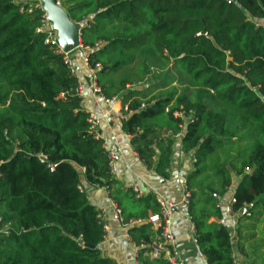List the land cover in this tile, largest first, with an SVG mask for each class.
Listing matches in <instances>:
<instances>
[{
    "label": "trees",
    "instance_id": "trees-1",
    "mask_svg": "<svg viewBox=\"0 0 264 264\" xmlns=\"http://www.w3.org/2000/svg\"><path fill=\"white\" fill-rule=\"evenodd\" d=\"M60 1L101 96L119 100L134 153L165 179L175 143L165 132L180 131L173 113L184 112L196 246L207 264H234L217 198L238 178L233 214L264 203V0ZM40 14L0 0V264H113L86 188H105L135 246L152 241L146 220L158 206L110 175L76 76L36 33ZM149 76L155 95L136 86Z\"/></svg>",
    "mask_w": 264,
    "mask_h": 264
},
{
    "label": "crops",
    "instance_id": "crops-1",
    "mask_svg": "<svg viewBox=\"0 0 264 264\" xmlns=\"http://www.w3.org/2000/svg\"><path fill=\"white\" fill-rule=\"evenodd\" d=\"M19 1V0H18ZM43 2V1H42ZM44 8V6H43ZM81 45V44H80ZM87 51L76 48L70 52L74 62L75 76L81 85L82 105L86 112L93 114L97 119L96 131L99 138L103 140L104 147L112 144L121 152L120 165L114 179L116 182L128 188L136 186L146 195L156 193L167 202H179L181 199V189L177 183L180 178H187L193 169L191 158L188 155L181 156L179 153L180 140H175L172 158L168 169V177L162 178L149 169L135 155L130 143V137L125 135L120 127L122 120L121 105L117 99L116 104H107L101 95L93 92L91 75L84 62ZM166 128H163L165 130ZM158 157V153L155 159ZM239 179H233V185L222 197L217 198V203L224 212L222 223L227 226L232 237L233 260L236 264H264V238L259 240V233L253 224L246 223L252 213L245 218L243 215L234 214L231 216L224 211L225 204L228 203L233 194L234 188L238 185ZM86 188V187H85ZM87 200L97 211L106 210L104 216L105 237L100 244L101 254L109 258L113 264H166L154 260H148L137 255L135 244L126 238L127 228L115 222L109 211L110 199L105 191L99 187H87ZM144 197V196H143ZM248 208V207H245ZM249 213V212H248ZM241 228L240 236L237 229ZM171 231L174 236L176 248L181 258L187 264H207L204 257L199 253L193 235L192 224L186 211H178L171 223ZM264 231V227L262 228ZM238 236V237H237ZM243 239V241H242ZM239 240V242L237 241ZM240 246V250L238 249ZM256 247H260L255 250Z\"/></svg>",
    "mask_w": 264,
    "mask_h": 264
},
{
    "label": "built area",
    "instance_id": "built-area-1",
    "mask_svg": "<svg viewBox=\"0 0 264 264\" xmlns=\"http://www.w3.org/2000/svg\"><path fill=\"white\" fill-rule=\"evenodd\" d=\"M42 1L43 0H19L16 2L19 3L20 12L30 13L32 10L40 11L41 14H40L39 26L36 29V33H42L44 35L45 37L44 44L52 48L56 54L62 56L64 65L70 70L72 74L75 75L74 62L70 56V53L64 52L61 49L58 42L57 31L54 28L52 22L50 21L47 12L44 10ZM53 3L55 6L61 7L60 0H53ZM79 48H82L81 45ZM87 55L88 52L84 56V62L86 65H87ZM98 67L99 66L97 65L96 68ZM88 70H89V74L91 75L93 92L100 95V89L97 87L95 81L96 80L95 71L94 69H91L89 67ZM77 93L79 94V96H81L82 90L79 82H78ZM103 99L107 104L113 105L117 103L116 98H111V99L103 98ZM141 108H144V106L141 105ZM173 116L175 118H180L182 120V124L180 125V131L177 134H172L171 131H166L165 135L173 138L174 140L179 141L186 127L187 118L184 117L185 116L184 112H174ZM88 121H89L90 129L95 130L97 126V119L93 116V114H89ZM105 152H106V158L108 160L109 173L112 177H115L120 165L121 152L117 149L116 146L112 144L105 147ZM179 153L181 156L184 155V153L181 150V145L179 148ZM194 162L195 160L191 158V163L193 164ZM177 183L181 189V199L179 202H167L163 198H161V196H159L158 194L151 193L158 206V211L154 214H149L146 223L150 226L151 230L154 232V237L150 243L148 244L142 243L139 246H136L138 257L140 256V258L141 257L147 258L148 260H162L166 264H187L181 258L176 248L174 236L171 231V223L174 215L178 211H184V210L186 211L188 207L189 195L187 193V178H180L177 180ZM128 188L132 190L133 194L137 198L145 196V194L142 193L140 189L136 186H130ZM101 189H103L107 194L105 188H101ZM234 201L235 200L232 194L228 203L225 204L224 207V211L227 214H230L231 216L234 215L231 212V205L234 203ZM218 206L220 207V205ZM109 211L116 223L122 225L124 228L128 227V224H124L122 221L120 209L117 207L116 203L111 199H110ZM97 212H98V216H100L102 219L106 215V210L99 209ZM246 215L249 216V213H246ZM138 223L139 221H132L130 226ZM192 230H193V226H192ZM126 238L130 241L129 235H126ZM233 263L236 264L235 259L233 260Z\"/></svg>",
    "mask_w": 264,
    "mask_h": 264
},
{
    "label": "water",
    "instance_id": "water-1",
    "mask_svg": "<svg viewBox=\"0 0 264 264\" xmlns=\"http://www.w3.org/2000/svg\"><path fill=\"white\" fill-rule=\"evenodd\" d=\"M44 10L47 12L50 21L58 34V42L64 52L70 53L80 47L81 33L80 26L73 23L65 10L54 5L53 0H43ZM243 208L239 213L244 215L250 208Z\"/></svg>",
    "mask_w": 264,
    "mask_h": 264
},
{
    "label": "rangeland",
    "instance_id": "rangeland-1",
    "mask_svg": "<svg viewBox=\"0 0 264 264\" xmlns=\"http://www.w3.org/2000/svg\"><path fill=\"white\" fill-rule=\"evenodd\" d=\"M15 1H18V0H15ZM173 76H174V74H173ZM155 83H156L155 80L150 81V76H149V77H147V81L136 84V86L138 88H143V89H147L150 87V88H152L151 93L155 95L159 91H161L158 87L154 86ZM173 86H175L177 88V90H180L179 87H177V85H173ZM156 122H158L160 124V127L165 126L164 116H160L159 118H157ZM252 214H253L252 219L246 223H248V224L254 223L255 224V222H256V225L254 227L258 230L259 235H262V233L264 232V231H262V228L264 227V203H260V205L259 204L256 205L252 209ZM259 216H260V218H259ZM262 238H264V236H262ZM262 240H264V239H262ZM262 240H261V237H259V240H257V242H259V241L261 242Z\"/></svg>",
    "mask_w": 264,
    "mask_h": 264
},
{
    "label": "bare ground",
    "instance_id": "bare-ground-1",
    "mask_svg": "<svg viewBox=\"0 0 264 264\" xmlns=\"http://www.w3.org/2000/svg\"><path fill=\"white\" fill-rule=\"evenodd\" d=\"M109 190V189H108Z\"/></svg>",
    "mask_w": 264,
    "mask_h": 264
}]
</instances>
